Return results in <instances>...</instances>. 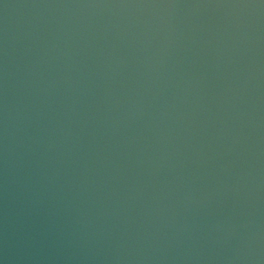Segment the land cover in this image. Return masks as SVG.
I'll return each mask as SVG.
<instances>
[{"label": "water", "instance_id": "95a60500", "mask_svg": "<svg viewBox=\"0 0 264 264\" xmlns=\"http://www.w3.org/2000/svg\"><path fill=\"white\" fill-rule=\"evenodd\" d=\"M0 264H264V0H0Z\"/></svg>", "mask_w": 264, "mask_h": 264}]
</instances>
